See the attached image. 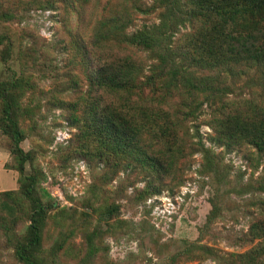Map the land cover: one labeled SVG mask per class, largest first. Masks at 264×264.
Returning a JSON list of instances; mask_svg holds the SVG:
<instances>
[{"label": "rangeland", "instance_id": "374dc122", "mask_svg": "<svg viewBox=\"0 0 264 264\" xmlns=\"http://www.w3.org/2000/svg\"><path fill=\"white\" fill-rule=\"evenodd\" d=\"M156 6V0H0V37L6 38L0 82L15 75L29 82L19 91L20 147L29 155L23 176L14 142L1 128L0 101V264H24L16 243L28 233L36 198L48 213L44 264H255L238 255L263 242L254 229H264V159L251 146L213 142L212 123L218 107L225 114L251 99L264 105L259 72L228 76L222 96L182 118L184 145L167 172L112 153L98 157L97 144L83 138L87 113L75 103L100 93L86 65L96 20L100 13L124 14L133 31L160 22ZM190 30H181L175 45ZM133 51L147 61V52ZM150 99L167 103V95H150L147 104ZM178 100L173 97L171 107ZM207 148L217 166L203 173Z\"/></svg>", "mask_w": 264, "mask_h": 264}, {"label": "trees", "instance_id": "16d2710c", "mask_svg": "<svg viewBox=\"0 0 264 264\" xmlns=\"http://www.w3.org/2000/svg\"><path fill=\"white\" fill-rule=\"evenodd\" d=\"M156 4L160 22L133 31H127L124 14L100 13L86 52L90 83L97 88L94 93H100L86 101L79 98L75 106L87 113L81 121L83 138L97 144L98 157L112 153L167 172L184 145L182 118L195 116L204 104L222 96L221 83L226 85L228 76L236 78L255 70L264 80V0H156ZM188 26L191 30L182 34V44L175 45V36ZM0 38L2 44L6 38ZM136 49L147 52L148 62ZM10 56L9 43L4 61ZM28 84L16 75L0 82L1 128L14 142L21 176L29 155L20 147L24 135L19 91ZM150 95H167V103L150 99L152 103L147 104ZM173 97L180 98L175 108L170 104ZM81 100L86 106H81ZM213 113V142L225 148L248 145L264 159L263 104L251 99L235 112L222 114L218 107ZM156 146L161 148L156 150ZM204 154L203 173L212 172L215 155L208 148ZM29 178L27 194L32 198L36 176ZM34 205L28 233L16 243V256L24 264H44L40 252L47 207L37 198ZM254 230L263 242L238 257L264 264V229ZM92 238L89 235L90 254L95 248Z\"/></svg>", "mask_w": 264, "mask_h": 264}]
</instances>
